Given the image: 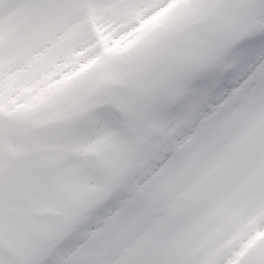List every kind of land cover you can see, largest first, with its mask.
<instances>
[{
	"label": "snow or ice",
	"instance_id": "obj_1",
	"mask_svg": "<svg viewBox=\"0 0 264 264\" xmlns=\"http://www.w3.org/2000/svg\"><path fill=\"white\" fill-rule=\"evenodd\" d=\"M0 264H264V0H0Z\"/></svg>",
	"mask_w": 264,
	"mask_h": 264
}]
</instances>
